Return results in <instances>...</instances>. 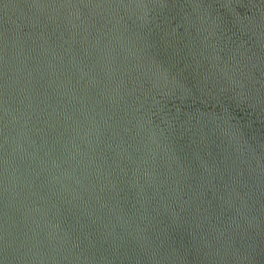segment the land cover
Masks as SVG:
<instances>
[{
	"label": "water",
	"instance_id": "95a60500",
	"mask_svg": "<svg viewBox=\"0 0 264 264\" xmlns=\"http://www.w3.org/2000/svg\"><path fill=\"white\" fill-rule=\"evenodd\" d=\"M264 155V0H0V264H86Z\"/></svg>",
	"mask_w": 264,
	"mask_h": 264
}]
</instances>
